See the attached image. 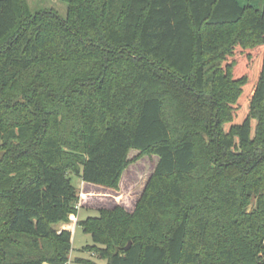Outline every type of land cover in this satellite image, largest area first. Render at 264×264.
<instances>
[{"label":"trees","instance_id":"trees-1","mask_svg":"<svg viewBox=\"0 0 264 264\" xmlns=\"http://www.w3.org/2000/svg\"><path fill=\"white\" fill-rule=\"evenodd\" d=\"M66 1L0 0V264L70 262L71 175L118 190L131 150L155 171L134 212L79 221L87 251L264 264V1Z\"/></svg>","mask_w":264,"mask_h":264},{"label":"rangeland","instance_id":"rangeland-1","mask_svg":"<svg viewBox=\"0 0 264 264\" xmlns=\"http://www.w3.org/2000/svg\"><path fill=\"white\" fill-rule=\"evenodd\" d=\"M241 5L252 4L261 8L264 0H239ZM28 6L33 12L41 10L56 11L59 16L66 18L69 14V3L66 0H26ZM130 158H136V161L129 165L124 170L122 180L118 190L97 188L95 189V198L91 203H84V206L77 210L78 220L73 222V248L71 251V261L66 264H82L76 262V258L85 257L96 259L101 264H106L105 260H100L87 251V245H94V242L89 234H87L83 227L80 226L79 221H82L90 216L99 214V208H113L116 205L122 206L124 209L134 212L136 204L141 197L149 177L155 171L158 163V155L153 153H142L140 150H131ZM73 184L81 187L83 180L78 175H71ZM99 187V186H98ZM56 228V226H55ZM50 264V263H47Z\"/></svg>","mask_w":264,"mask_h":264},{"label":"crops","instance_id":"crops-1","mask_svg":"<svg viewBox=\"0 0 264 264\" xmlns=\"http://www.w3.org/2000/svg\"><path fill=\"white\" fill-rule=\"evenodd\" d=\"M81 178V177H80ZM82 179V178H81ZM74 185V184H73ZM75 186V185H74ZM99 185H96V184H90V183H87L83 180L82 184H81V187L79 186H75L77 187V189L79 190V193H80V207L84 206V203H91V201L94 200V198L96 197L94 194L96 193L95 192V189L97 188H100L101 186ZM104 188V187H102ZM106 189V188H105ZM77 216V220H78V215ZM73 222L75 221H69V222H65V221H62L60 223H57V224H54V227L56 226V228L58 230H62V229H70L72 232H73ZM70 259H71V256H70ZM72 260V259H71Z\"/></svg>","mask_w":264,"mask_h":264},{"label":"built area","instance_id":"built-area-1","mask_svg":"<svg viewBox=\"0 0 264 264\" xmlns=\"http://www.w3.org/2000/svg\"><path fill=\"white\" fill-rule=\"evenodd\" d=\"M79 208H80V203H78L77 206H76V209H79ZM70 220H71V221H77V216H76V214H72V215L70 216Z\"/></svg>","mask_w":264,"mask_h":264},{"label":"water","instance_id":"water-1","mask_svg":"<svg viewBox=\"0 0 264 264\" xmlns=\"http://www.w3.org/2000/svg\"><path fill=\"white\" fill-rule=\"evenodd\" d=\"M131 245H132V242L129 241V243L126 245L125 249H129L131 247Z\"/></svg>","mask_w":264,"mask_h":264}]
</instances>
